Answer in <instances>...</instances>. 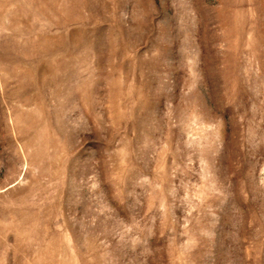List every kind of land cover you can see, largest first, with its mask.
I'll list each match as a JSON object with an SVG mask.
<instances>
[{"label": "rangeland", "instance_id": "rangeland-1", "mask_svg": "<svg viewBox=\"0 0 264 264\" xmlns=\"http://www.w3.org/2000/svg\"><path fill=\"white\" fill-rule=\"evenodd\" d=\"M0 264H264V0H0Z\"/></svg>", "mask_w": 264, "mask_h": 264}]
</instances>
